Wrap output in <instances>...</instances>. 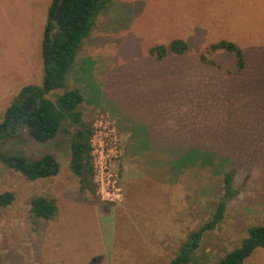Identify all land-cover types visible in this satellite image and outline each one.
<instances>
[{
	"label": "rangeland",
	"instance_id": "rangeland-1",
	"mask_svg": "<svg viewBox=\"0 0 264 264\" xmlns=\"http://www.w3.org/2000/svg\"><path fill=\"white\" fill-rule=\"evenodd\" d=\"M49 5L0 0V121L23 87L42 86L41 20ZM173 40L187 44L183 55L161 61L149 55ZM222 40L240 50V72L232 54L207 52ZM201 55L213 66L201 63ZM73 89L89 129L99 115L116 127L117 120L144 117L150 128L161 123L162 139L139 149L117 133L119 156L109 170L120 202L80 191L69 170L67 123L45 144L25 131L2 140L0 152L28 160L48 154L58 170L29 181L0 164V193L13 195L0 209V264H168L186 245L188 264H216L248 228L264 225V0H109L75 51L64 88L45 97L53 101ZM130 121L128 137L140 138L138 123ZM190 151L193 160H181ZM123 156L125 171L150 176L134 180L126 196ZM226 173L232 195L223 188ZM224 196L221 221L193 246ZM34 198L54 202L51 219L31 216ZM242 264H264V249Z\"/></svg>",
	"mask_w": 264,
	"mask_h": 264
},
{
	"label": "trees",
	"instance_id": "trees-1",
	"mask_svg": "<svg viewBox=\"0 0 264 264\" xmlns=\"http://www.w3.org/2000/svg\"><path fill=\"white\" fill-rule=\"evenodd\" d=\"M109 0H51L47 9L45 25L42 31L40 58L42 63V86L23 87L16 99L4 110L0 121V142L6 138L19 135L25 131L28 138L38 144L52 140L58 132H65L61 126L67 123L73 128L69 136V170L77 178L80 191L94 193L91 181L92 169L89 156V128L81 121V113L77 110L81 103V95L77 89L63 92L53 101L45 96L56 89L64 88L65 75L70 70L75 51L81 42L88 37L96 16L107 6ZM60 5L57 23L52 21L57 6ZM54 38L51 39V32ZM187 51V44L181 40H173L167 45L154 46L149 55L155 61H161L168 55L181 56ZM223 51L235 58L236 72L243 69L240 50L231 42L219 41L211 44L207 52ZM201 63L213 66L202 55ZM195 152L184 154L181 160H193ZM0 164L17 172L29 181L55 176L57 164L51 155L45 154L34 160L21 156L0 152ZM232 175H223V188L226 194L232 195ZM217 205L212 220L204 224L198 233L193 235V246L200 232L211 230L221 221L225 201ZM13 195L0 193V209L11 204ZM56 207L53 201L34 198L29 203V213L33 218L49 220L54 216ZM264 249V225L248 228L247 235L238 247L230 250L216 264H242L255 249ZM190 245L182 248L180 253L168 264H188L191 260L188 251Z\"/></svg>",
	"mask_w": 264,
	"mask_h": 264
},
{
	"label": "built area",
	"instance_id": "built-area-1",
	"mask_svg": "<svg viewBox=\"0 0 264 264\" xmlns=\"http://www.w3.org/2000/svg\"><path fill=\"white\" fill-rule=\"evenodd\" d=\"M89 156L91 161V181L96 195L108 202H120L121 188L116 175L109 170V165L119 156V141L112 121L106 115L94 118L89 129Z\"/></svg>",
	"mask_w": 264,
	"mask_h": 264
},
{
	"label": "crops",
	"instance_id": "crops-1",
	"mask_svg": "<svg viewBox=\"0 0 264 264\" xmlns=\"http://www.w3.org/2000/svg\"><path fill=\"white\" fill-rule=\"evenodd\" d=\"M50 2H51V0H50ZM45 20H46V16L41 20L42 27H44V25H45ZM42 31H43V28H42ZM130 120H134L132 122L133 124L136 122L138 123V126H139L138 130L140 132L139 133L140 138H138L137 136L136 137H128V134H129L128 131H129L130 127H127V124L129 123ZM148 122L149 121L146 120L144 117L136 118V119H128L126 123L122 122L120 124L117 120V127L115 126V129H116V131H118L117 133L125 132L126 138L131 140L136 148L148 149V148H152L156 144L160 143V140L162 139V131H161V126H160L161 123L156 125V124H153L150 122L151 123V128H150L147 126ZM121 144H123V142ZM159 148H161V147L159 146ZM137 154H139V153L138 152L135 153L134 156H137ZM122 160L124 162H123V166H122L123 171H122V177H121V185L124 188V191H125L124 195L126 196L127 191H129V189L131 188V185L132 186L136 185V182L134 180H143L144 177H146L147 175L143 174V172L142 173L141 172L131 173V172L125 171L124 163L126 164V162L128 161V158L123 156ZM146 178L148 180V178H150V176H148Z\"/></svg>",
	"mask_w": 264,
	"mask_h": 264
},
{
	"label": "water",
	"instance_id": "water-1",
	"mask_svg": "<svg viewBox=\"0 0 264 264\" xmlns=\"http://www.w3.org/2000/svg\"><path fill=\"white\" fill-rule=\"evenodd\" d=\"M59 11H60V5H58L57 8H56L55 11H54L53 18H52V21H53L54 23H57V21H58ZM50 38H51V39L54 38V31L51 32ZM191 246H192V245H191Z\"/></svg>",
	"mask_w": 264,
	"mask_h": 264
}]
</instances>
